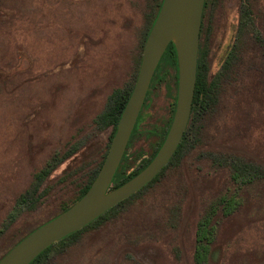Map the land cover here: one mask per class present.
<instances>
[{"label":"rangeland","instance_id":"obj_1","mask_svg":"<svg viewBox=\"0 0 264 264\" xmlns=\"http://www.w3.org/2000/svg\"><path fill=\"white\" fill-rule=\"evenodd\" d=\"M158 1L0 0V258L72 205L104 159L113 131L96 129L94 118L114 90L132 88ZM240 4L219 0L205 18L210 77L234 45ZM252 11L255 31L237 44L241 63L214 109L191 119L182 153L39 264H198V227L213 208L206 229L217 256L206 264H264V0ZM161 68L124 174L156 151L171 119L174 69Z\"/></svg>","mask_w":264,"mask_h":264},{"label":"water","instance_id":"obj_2","mask_svg":"<svg viewBox=\"0 0 264 264\" xmlns=\"http://www.w3.org/2000/svg\"><path fill=\"white\" fill-rule=\"evenodd\" d=\"M204 0H162L146 37L131 94L121 112L103 164L85 193L68 209L40 225L14 245L0 264H30L40 253L130 198L168 164L186 129L196 81ZM172 44L177 66V97L166 137L152 161L136 176L110 190L114 173L143 106L154 71Z\"/></svg>","mask_w":264,"mask_h":264},{"label":"flooded vegetation","instance_id":"obj_3","mask_svg":"<svg viewBox=\"0 0 264 264\" xmlns=\"http://www.w3.org/2000/svg\"><path fill=\"white\" fill-rule=\"evenodd\" d=\"M256 1L257 0H241L240 9H239V16H238V23H237L236 33H235L234 45H232V47L229 49V51L225 55L220 70L217 73H215L212 77H210V76H208L209 66H208L207 60H206V58H207L206 56H207L208 53H207L206 46H205V40H206V38L208 36V27L205 24V18L206 17L208 18L209 13L211 12V10H213L215 8L216 4L219 3V0H204L202 18H201V26H200V33H199V45H198V55H197V67H196V81H195L194 94H193V99H192V104H191V110H190V115H189V119H188V123H187L186 129L184 131V134L182 136V139H181L179 145L177 146V149H176L175 153H179V151L182 153V151H183V147H181V144L184 141V137H185V135L187 133L188 126H189V123H190L191 119H195V123H196L197 120L201 118L202 114H204L205 110L212 111L214 109V107H215V105L217 103L219 94L221 92V84H222V82H225V81L227 82L229 80V78L232 76L231 73H233V71L241 63V54L238 57V59H231L229 53H230V51H232V48L234 49V47H236L237 42L242 39V36L244 34H248L250 31H253V32L255 31L254 28L250 27L252 24L249 22V20H252V19L255 20L256 19L255 15H254V13L252 11L253 3H255ZM161 3H162V1H161ZM206 10L208 11L207 16H206V12H207ZM157 14H158V12L154 13V15L152 16V20H151L148 32L146 34V37H147V35H148V33H149V31H150V29H151V27H152V25H153V23L155 21V18L157 16ZM246 19H249V20L247 21ZM245 20L247 22H245ZM146 37H145V40H146ZM145 40H144V43H145ZM144 43H143V47H144ZM143 47H142V53H143ZM142 53H141V57H142ZM140 62H141V58H140ZM139 66H140V63H139ZM157 67H158V65H157ZM157 67H156V69H157ZM156 69L154 71L152 79H153V77L155 75ZM197 73H198V78H197ZM175 76H176L175 77V81H174L173 75L170 77V80H169V88L168 89H169V96L171 98L170 105L172 106V116H171V119L169 121L168 127L166 129H161V131H160V134H161L160 135V139L162 138V142L159 144V146L156 149V151L151 156H149L148 159H146L144 161V163L140 166V168L136 172L131 173V174H124L123 171L125 169V165H126L127 159L129 158L128 150H129L130 145H131V144L129 145V140H130V138H129L127 146H126L125 151L123 153V156L121 158V161H120V163H119V165H118V167H117V169H116V171L114 173V176L112 178L111 184L109 186V191L121 186L122 184H124L125 182L129 181L131 178L136 176L140 171H142L152 161V159L155 157L158 149L161 147V145H162V143H163V141H164V139L166 137V134L168 132V129L170 127V124H171V121H172V118H173V114H174V110H175V105H176V97H177V66H176V75ZM152 79L150 81V84H149L148 90L146 92V95H147V93L149 91V88L151 87ZM135 81H136V79H135ZM135 81H134V84H135ZM197 83H198V85H197ZM134 84H133V86H134ZM133 86H132V88L129 91H124L123 89H116V90H114L111 93L105 108L94 118L93 124L96 127V129L103 130V129H106V128H111L113 130L112 126H110L111 125L110 124V120H111L112 111L114 109H117V105H118L119 99H124V97H125V95L127 93H129V96H130L131 91L133 89ZM145 98H146V96H145ZM140 112H141V110H140ZM139 115H140V113H139ZM139 115L137 117V120L139 118ZM104 116H105V118H104ZM137 120H136V122H137ZM135 125H136V123H135ZM163 133H164V136H162ZM79 146H80V144L72 145L61 156L57 157L56 159L55 158L52 159L51 162L46 166V168L52 169V168H55L57 165L61 164L69 156L74 154ZM106 154H107V152H106ZM106 154H105V156H106ZM105 156H104V159H105ZM104 159L96 167H93L90 170V172L88 173V175H95V177H96V175L98 174V172H99V170H100V168H101V166L103 164ZM117 173L120 176L117 177V180H116V183H115L114 182V178H115V175ZM159 173H158V175H159ZM125 175H130V176H125ZM94 178H93V180H94ZM154 179H155V177L148 184H146L142 189H144L147 185H149L151 183H155L157 181V179L155 181H154ZM85 185H86V183H85ZM141 190H139V191H141ZM138 192H136V193H138ZM121 203H119V204H121ZM62 210L60 211V213L65 211V210L64 211H62ZM60 213H58L56 216H58ZM56 216H54V217H56ZM53 218H51V219H53ZM51 219H49V220H51Z\"/></svg>","mask_w":264,"mask_h":264},{"label":"trees","instance_id":"obj_4","mask_svg":"<svg viewBox=\"0 0 264 264\" xmlns=\"http://www.w3.org/2000/svg\"><path fill=\"white\" fill-rule=\"evenodd\" d=\"M161 1L162 0H159L158 2H157V6H156V12L155 13H157L158 12V10H159V7H160V5H161ZM247 21L249 20V19H246ZM245 20V22H247ZM249 22L252 24L250 27L251 28H253L254 27V25H255V20L254 19H252V20H249ZM241 41V40H240ZM240 41H238L237 42V44L239 45V43H240ZM240 50L241 49H239L238 47H237V45H236V47H234V49L232 48V51H230V53H229V55H230V58L231 59H238V57L240 56ZM164 63H171V67L174 69V74H173V77H174V81H175V75H176V56H175V50H174V47H173V45L172 44H170L168 47H167V49L165 50V52H164V54H163V56L161 57V60H160V62H159V64H158V67H157V69H156V72H155V75H154V77H153V79H152V84L162 75V68L161 67H163V64ZM165 73V72H164ZM197 78H198V73H197ZM151 84V85H152ZM197 85H198V83H197ZM128 97H129V93H127L126 95H125V97H124V99H119V101H118V105H117V109H114L113 111H112V114H111V120H110V126H112V128H113V135H114V133H115V130H116V125H117V122H118V120H119V117H120V115H121V112H122V110H123V108H124V106H125V104H126V101H127V99H128ZM104 118H105V116H104ZM139 120H140V115H139V118H138V120H137V123H136V125H135V127H134V129H133V131H132V133H131V137H130V140H129V145L131 144V142L133 141V139H134V137H135V135L137 134V132H138V124H139ZM162 136H164V133L162 134ZM113 137V136H112ZM162 142V138H161V140H160V143ZM177 153H175L174 155H173V157L170 159V161L175 157V155H176ZM42 173V172H41ZM120 175H118V173L115 175V178H114V182L116 183V180H117V177H119ZM95 177V175H92V176H90L89 177V179H88V183H86V185L84 186V188L81 190V192H80V194H79V198L85 193V191L88 189V187H89V185L91 184V182H92V180H93V178ZM235 177H237V175L236 174H234L233 175V178H235ZM156 179H158V176H156L155 177V179H154V181L156 180ZM78 198V199H79ZM77 199V200H78ZM76 200V201H77ZM222 202H223V200H221ZM120 205V204H119ZM118 206V205H117ZM117 206H115V207H113L112 209H110L109 211H107L106 213H104L103 215H101L100 217H98L97 219H95L93 222H91L89 225H87L86 227H84L83 229H81V230H79V231H77V232H74V233H72V234H70V235H68V236H66L65 238H63V239H61L60 241H58V242H56V243H54L53 245H51L50 247H48L46 250H44L42 253H40L30 264H39V261L41 260V258H43L44 257V255H47L48 254V252L49 251H51V249L56 245V244H63V242L64 241H66L67 239H69V238H75V237H77V236H79V234L83 231V230H85L86 228H88V227H90L92 224H95L96 222H98L104 215H106L107 213H109L110 211H112V210H114ZM217 206V205H216ZM215 207V206H214ZM66 209H68V207H65L62 211H64V210H66ZM231 209H232V206H225V207H223L222 208V210H221V212H222V214L223 215H228V214H230L231 213ZM217 212V208H213V209H211L210 210V212H209V214H208V216L207 217H205L204 218V221H202V223L199 225V227H198V234H199V236H198V242H197V250H196V252H195V256H194V259H195V262H197L198 264H201V263H204V264H206V263H209V261H215L216 260V256H217V251H216V249H213L212 250V248H210L209 246L211 245L210 244V242H208L207 241V239H208V237L211 235V233H207V229H206V226L208 225V223L210 222V219H211V217H212V215L211 214H215ZM37 228V227H36ZM36 228H34V229H36ZM33 229V230H34ZM32 230V231H33ZM31 232V231H30ZM29 232V233H30ZM26 236V235H25ZM23 238V237H22ZM22 238H20L15 244H13V246L14 245H16ZM12 246V247H13ZM11 247V248H12ZM10 248V249H11ZM9 249V250H10ZM8 250V251H9ZM7 251V252H8ZM6 252V253H7ZM5 253V254H6ZM4 254V255H5ZM3 255V256H4ZM2 256V257H3ZM1 257V258H2ZM0 258V259H1Z\"/></svg>","mask_w":264,"mask_h":264}]
</instances>
